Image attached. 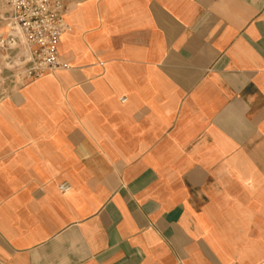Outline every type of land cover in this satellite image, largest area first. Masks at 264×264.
<instances>
[{"label":"crops","instance_id":"0c3cea01","mask_svg":"<svg viewBox=\"0 0 264 264\" xmlns=\"http://www.w3.org/2000/svg\"><path fill=\"white\" fill-rule=\"evenodd\" d=\"M64 3L68 69L0 52V264H264V0Z\"/></svg>","mask_w":264,"mask_h":264},{"label":"built area","instance_id":"2783aa9c","mask_svg":"<svg viewBox=\"0 0 264 264\" xmlns=\"http://www.w3.org/2000/svg\"><path fill=\"white\" fill-rule=\"evenodd\" d=\"M1 1L4 8L0 11V52L17 47L22 50L19 74L25 80L35 81L68 69L58 50L62 35L70 30L64 0ZM60 188L67 190L69 186L64 183Z\"/></svg>","mask_w":264,"mask_h":264},{"label":"rangeland","instance_id":"374dc122","mask_svg":"<svg viewBox=\"0 0 264 264\" xmlns=\"http://www.w3.org/2000/svg\"><path fill=\"white\" fill-rule=\"evenodd\" d=\"M0 5L2 7V9L4 8L3 2L0 0Z\"/></svg>","mask_w":264,"mask_h":264},{"label":"clouds","instance_id":"9594fccd","mask_svg":"<svg viewBox=\"0 0 264 264\" xmlns=\"http://www.w3.org/2000/svg\"><path fill=\"white\" fill-rule=\"evenodd\" d=\"M13 2H14V3H16V2H17V0H13ZM20 2L22 3V2H23V0H20ZM17 27H18V25H17Z\"/></svg>","mask_w":264,"mask_h":264}]
</instances>
